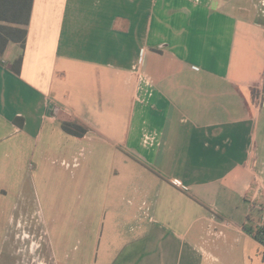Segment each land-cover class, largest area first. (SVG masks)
<instances>
[{
  "label": "crops",
  "instance_id": "obj_1",
  "mask_svg": "<svg viewBox=\"0 0 264 264\" xmlns=\"http://www.w3.org/2000/svg\"><path fill=\"white\" fill-rule=\"evenodd\" d=\"M26 28L0 57V264H264V0H33ZM32 199L71 223L54 253Z\"/></svg>",
  "mask_w": 264,
  "mask_h": 264
},
{
  "label": "trees",
  "instance_id": "obj_2",
  "mask_svg": "<svg viewBox=\"0 0 264 264\" xmlns=\"http://www.w3.org/2000/svg\"><path fill=\"white\" fill-rule=\"evenodd\" d=\"M32 2L33 0H0V57L9 42L24 45ZM21 60V57L14 60V70H18ZM61 126L65 132L75 136H82L86 132L85 127L74 122H62ZM261 239L264 240L263 237Z\"/></svg>",
  "mask_w": 264,
  "mask_h": 264
},
{
  "label": "rangeland",
  "instance_id": "obj_3",
  "mask_svg": "<svg viewBox=\"0 0 264 264\" xmlns=\"http://www.w3.org/2000/svg\"><path fill=\"white\" fill-rule=\"evenodd\" d=\"M258 19V21L262 22V18H256ZM2 174H4L5 176V172H0ZM3 178V177H2ZM33 202L30 203V213L31 215H33V213H36L37 216L39 217L36 222H37V225H38V229H45L46 230V237H47V241H48V244L47 246L50 247V249L52 250V252L54 253V246H58V244L55 242V235H56V232H55V228L59 225H68V227H70L71 223L70 221H66V220H57V219H51L50 218V214L47 212V211H44L42 214L38 213L36 211V206H37V202L32 199ZM36 216V215H34ZM87 223H90L89 220H84V224H85V227L87 228ZM100 228L101 230V223L98 227V229ZM85 230V229H83ZM5 233V231H3ZM69 234V232H68ZM67 234V235H68ZM264 238V237H263ZM12 239H10L7 234L3 235L2 237H0V247L2 250H0V253L1 255H3L2 259H7L8 258V250L10 249L11 246H14L12 245L11 243ZM262 244L264 245V240H262ZM73 246V244H72ZM47 250V248H46ZM50 250V251H51ZM258 264H261V263H258Z\"/></svg>",
  "mask_w": 264,
  "mask_h": 264
},
{
  "label": "built area",
  "instance_id": "obj_4",
  "mask_svg": "<svg viewBox=\"0 0 264 264\" xmlns=\"http://www.w3.org/2000/svg\"><path fill=\"white\" fill-rule=\"evenodd\" d=\"M173 183L176 185H181V181L177 179H174ZM259 230L261 234H264V209H262V212L260 214Z\"/></svg>",
  "mask_w": 264,
  "mask_h": 264
}]
</instances>
